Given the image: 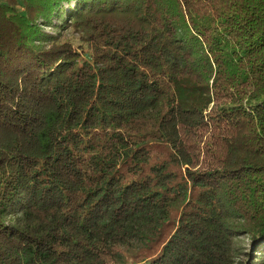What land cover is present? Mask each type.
Returning <instances> with one entry per match:
<instances>
[{
    "label": "trees",
    "instance_id": "16d2710c",
    "mask_svg": "<svg viewBox=\"0 0 264 264\" xmlns=\"http://www.w3.org/2000/svg\"><path fill=\"white\" fill-rule=\"evenodd\" d=\"M0 264H264V0H0Z\"/></svg>",
    "mask_w": 264,
    "mask_h": 264
},
{
    "label": "rangeland",
    "instance_id": "374dc122",
    "mask_svg": "<svg viewBox=\"0 0 264 264\" xmlns=\"http://www.w3.org/2000/svg\"><path fill=\"white\" fill-rule=\"evenodd\" d=\"M239 244H240V246L243 249H245V248L248 249V246H249V239H248V237L241 238V240L239 241Z\"/></svg>",
    "mask_w": 264,
    "mask_h": 264
}]
</instances>
